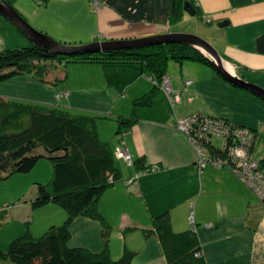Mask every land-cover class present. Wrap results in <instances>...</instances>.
Here are the masks:
<instances>
[{
    "label": "crops",
    "instance_id": "crops-1",
    "mask_svg": "<svg viewBox=\"0 0 264 264\" xmlns=\"http://www.w3.org/2000/svg\"><path fill=\"white\" fill-rule=\"evenodd\" d=\"M5 1L33 28L66 44L192 30L186 27L187 12L182 10L177 19L171 16L173 0H101L98 6L90 0H27L25 6L23 0ZM193 1L197 17L213 25L202 29L201 36L209 39L238 76L264 89V0ZM224 19L227 25L217 26ZM19 42L28 45L25 38ZM169 61L165 74L180 96L174 103L163 88H153L152 77L137 60L60 63L55 70L58 80L48 83L29 74L16 75L0 81V96L57 105L73 113L106 114L98 119L99 137L114 148L122 139L132 156V164H127L115 155L121 178L96 200L111 226V257L127 247L136 251L131 264H167L157 237L146 236L143 230L151 226L154 215L166 211L172 229L186 231L192 212L207 264H264V201H253L247 184L230 169L208 163L199 170L195 146L175 126L176 118L193 112L220 116L257 130L258 144L264 137V99L228 82L205 63ZM185 80L190 83L185 85ZM149 92L151 103L139 105L136 121L117 133L115 117L131 115L132 100ZM39 161L33 167L34 180L48 181ZM150 165L157 169L141 173ZM34 194L32 187L11 211L7 209L8 215L32 223L38 214L39 230L64 221L66 212L57 204L33 207ZM102 225L96 218L76 215L69 225V246L102 251ZM127 227L132 229L123 234ZM29 229L31 234L38 231Z\"/></svg>",
    "mask_w": 264,
    "mask_h": 264
},
{
    "label": "trees",
    "instance_id": "trees-1",
    "mask_svg": "<svg viewBox=\"0 0 264 264\" xmlns=\"http://www.w3.org/2000/svg\"><path fill=\"white\" fill-rule=\"evenodd\" d=\"M189 1L198 10L195 2ZM183 2L173 0L171 16L174 19L183 12ZM97 60H137L155 81H160L166 73L169 60L178 63L199 61L212 67L197 49L176 42L103 52L84 50L73 55L54 54L31 42L22 47L0 49V81L29 74L39 81L52 83L53 78L58 80L52 73L56 70L53 69L54 63L51 67L52 61L65 66L73 61ZM156 87L154 84L153 88ZM152 99L151 92L133 99L131 115L115 117L117 133L136 121L135 109L139 105H148ZM102 117L106 114L73 113L57 105L0 96V176L27 173L41 158L47 159L52 166L51 177L48 181H36L31 205L38 207L54 203L66 212L62 223L50 225L41 235L28 231L14 237L5 250H0V256L14 264H131L135 250L124 247L118 257L110 256L111 226L96 206L97 198L105 189L121 178L114 163L117 147H111L110 142L98 134V119ZM252 130L258 137L257 130ZM121 141L118 140V145ZM257 160L264 175V152ZM79 214L102 222V251L91 252L84 247L69 246V225ZM7 216V208L0 209V227ZM131 229H122V233ZM143 232L146 236L153 234L157 237L167 264H207L195 229L174 231L166 211L154 215L151 226Z\"/></svg>",
    "mask_w": 264,
    "mask_h": 264
},
{
    "label": "built area",
    "instance_id": "built-area-1",
    "mask_svg": "<svg viewBox=\"0 0 264 264\" xmlns=\"http://www.w3.org/2000/svg\"><path fill=\"white\" fill-rule=\"evenodd\" d=\"M92 4L98 6L101 0H90ZM209 22V19H206ZM162 88L170 96L171 103L180 100L179 92L172 90L168 85V78H162ZM190 80H185L184 84L188 85ZM176 128L187 134L192 144L198 152L199 168L210 163L218 168H224L229 162L239 163L244 166L241 171L238 169L234 172L249 186V188L260 199H264V175L258 167V160L253 155V146L255 134L251 128L237 125L223 117L193 112L188 115L176 118ZM219 136L220 146H215L212 142L213 136ZM213 150L215 152H213ZM221 154H227L223 158ZM115 155L122 158L127 164H132V156L121 141L117 146ZM157 166L141 170V173L155 171ZM140 174L139 172L136 174ZM191 229H195L192 212L188 217ZM197 254V253H196ZM195 254V255H196Z\"/></svg>",
    "mask_w": 264,
    "mask_h": 264
},
{
    "label": "rangeland",
    "instance_id": "rangeland-1",
    "mask_svg": "<svg viewBox=\"0 0 264 264\" xmlns=\"http://www.w3.org/2000/svg\"><path fill=\"white\" fill-rule=\"evenodd\" d=\"M23 5L24 6L27 5V0H23ZM186 18H188V20H190L188 26L186 25V27H187V29L189 28L192 30L184 32V33H192V34H197V35L201 36V34L203 33L202 29L213 26L211 24H207V23L202 22L197 17V15L190 16L189 14H187ZM27 21H29V20L27 19ZM200 28H201V30L199 31L198 29H200ZM201 37H203L206 41L211 43L208 38H205V36H201ZM21 38H25L28 45L31 43V42H29L30 40L27 39L18 28H16L4 16L0 15V48L6 47L8 49H12V48H16V47L26 46L27 44H21V42H19V40ZM50 62H49V64L52 63L51 67L53 66V63L55 64V66H53V69H54V67L55 68L57 67V64L61 63V62H53V61L51 63ZM169 62L174 63V61H169ZM186 62H188V61H186ZM61 64L63 65V63H61ZM52 73H53V75H55V71ZM166 75L167 74H163L161 77V80ZM161 80L160 81L153 80L154 81L153 84H157L158 87L162 88L163 86H162ZM50 81L53 82L54 78ZM168 85L170 86L169 81H168ZM180 105H178V106H180ZM113 124L116 125L115 122ZM105 130L107 131V128ZM257 139L258 138L255 135L254 142ZM261 140H259L260 142H258V144H256L255 150H253L254 151L253 155L257 159H259L263 155V152H264V137ZM220 141H221V139L219 136L215 135L212 137V142L215 146H220ZM213 152H215V151L213 150ZM197 155H198V152H197ZM221 156L223 158H226L227 154H221ZM198 163H199V158L197 157V159H196V165L197 166H198ZM41 164H44L43 165L44 167H41L42 166ZM229 164H230L229 167L227 165H225L226 167H224V168L230 169L233 172H234V170L236 171L237 169H238V171H241L244 167L242 165H239V163H235V162H229ZM39 166H40L41 171H44V172H45V168H46V176H43L44 177L43 179L50 178L51 173H52L51 163L47 159L41 158L39 161ZM47 166H50V167H48V168H50V170L48 169V174H47ZM219 168H221V167H219ZM198 169L201 170V168H199V166H198ZM35 170L36 169H33L27 173L14 172L13 174H10V175L5 176V177L0 176V209L7 208L9 211H11L10 209H12L13 206H15V204L18 201H21L23 198H25V196H27L31 192L32 187H33V189L35 188L34 184L36 181L34 179H35V177H37ZM235 176H237L238 179L244 183V181L239 177L238 174ZM43 181H45V180H43ZM244 184L246 185V183H244ZM246 187L252 193L253 201L257 202V200L260 198H258V196L247 185H246ZM23 195H25V196H23ZM260 200L264 201V199H260ZM41 219L42 218H40L39 215L37 214L34 217L33 222L31 223V222H28L24 219L23 220L20 219V217L13 216V215L9 214L5 218L4 222H2L1 227H0V250H5L8 247V244L11 241V239L30 231L29 228L38 229V231L35 234L37 236L41 235L44 231L43 229L39 230V226H40L39 222H41ZM35 234H33V235H35ZM0 264H14V263H12L10 260L5 259L2 256H0Z\"/></svg>",
    "mask_w": 264,
    "mask_h": 264
},
{
    "label": "water",
    "instance_id": "water-1",
    "mask_svg": "<svg viewBox=\"0 0 264 264\" xmlns=\"http://www.w3.org/2000/svg\"><path fill=\"white\" fill-rule=\"evenodd\" d=\"M183 10L190 16H195L197 14V9L189 0H184ZM0 15L8 19L16 28L25 34V36H27L31 42L39 44L50 52L59 55H73L84 50L103 52L109 50L131 49L170 42L187 44L202 53L216 70V72L219 73L225 80L236 86L246 88L264 99L263 88L238 76L232 70V65L220 55L215 47L197 34L168 32L126 40H104L94 41L87 44H66L57 41L47 34L33 28L27 22L25 17H23L13 6H11V4L5 0H0ZM227 23L228 21L224 19L218 21L216 24L217 26L224 27L227 25ZM4 48L5 47H2L0 49ZM226 65L230 66L231 70L227 68Z\"/></svg>",
    "mask_w": 264,
    "mask_h": 264
},
{
    "label": "bare ground",
    "instance_id": "bare-ground-1",
    "mask_svg": "<svg viewBox=\"0 0 264 264\" xmlns=\"http://www.w3.org/2000/svg\"><path fill=\"white\" fill-rule=\"evenodd\" d=\"M227 66V65H226ZM227 68H228V66H227Z\"/></svg>",
    "mask_w": 264,
    "mask_h": 264
}]
</instances>
